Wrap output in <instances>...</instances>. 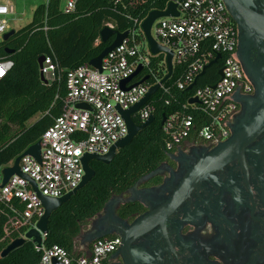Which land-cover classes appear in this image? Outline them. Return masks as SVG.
<instances>
[{
	"label": "built area",
	"instance_id": "2783aa9c",
	"mask_svg": "<svg viewBox=\"0 0 264 264\" xmlns=\"http://www.w3.org/2000/svg\"><path fill=\"white\" fill-rule=\"evenodd\" d=\"M122 1L123 7H135L141 2L159 0ZM74 2L65 0L62 10H71ZM168 2L174 4L177 16L156 19L149 32L158 44L171 51L172 66L185 65L182 75L174 81L175 89L182 90L196 81L203 66L216 55L219 57L215 62L221 60V75L211 84L194 88L189 98L194 97L196 102L188 103L187 100L182 105L184 110L164 116L161 124L166 137L164 148L171 151L188 138L214 147L229 135L228 126L234 113L233 92L237 88L244 91L247 86L234 54L235 26L222 0H164L163 7L158 10H164ZM12 13V2L0 0V38L8 29L6 15ZM146 13L141 18H133L127 35L101 58L100 71L88 63L65 71L63 105L38 138L39 161L30 155H23L18 160L20 172L33 181L40 195L57 198L70 192L84 173L82 155L104 154L115 141L126 135L125 122L116 106L126 109L155 84L156 91L168 93V88L150 67V59L156 54L149 51L140 27ZM104 26L112 28L110 23ZM138 65L139 72L125 86L143 77L146 79L129 89H122L120 80L128 78ZM11 66L9 59H0V79ZM38 71L49 82L59 68L49 54H44ZM80 102L90 109L77 108L76 103ZM152 110L153 106L147 102L131 118L136 117L141 123ZM12 160L4 166L11 165ZM42 213L43 207L32 186L17 175H10L0 186V251L13 239L23 238L27 230L35 228ZM118 244V235L103 236L93 240L74 258L56 244L40 246L41 253L33 264H51L53 258L62 264H103Z\"/></svg>",
	"mask_w": 264,
	"mask_h": 264
},
{
	"label": "trees",
	"instance_id": "16d2710c",
	"mask_svg": "<svg viewBox=\"0 0 264 264\" xmlns=\"http://www.w3.org/2000/svg\"><path fill=\"white\" fill-rule=\"evenodd\" d=\"M163 5L164 0L141 2L135 7H123L122 0H75L73 8L64 11L59 0H46L34 7L26 24L14 29L6 40H0V59L12 62L0 79V166L37 141L53 117L59 114L66 94L65 71L88 63L111 41L112 37L106 42L99 39V31L106 23H110L115 32H123L130 28L133 18H141L149 9H160ZM44 54H49L59 68L49 82L39 78L37 58ZM162 60L161 53L150 59V67L168 88V93L158 89L148 100L153 106L152 121L138 130L128 144L118 148L109 162H88L92 176L50 213L41 246L56 244L73 258L84 252L76 248L83 226L100 212L111 196L122 194L165 158L169 151L164 148L162 117L184 110L182 105L195 87L215 82L221 61L206 67L196 78L193 88L177 90L174 81L182 75L185 65H173L170 75L164 79L166 67ZM35 114L37 117L26 124ZM132 120L140 124L136 117ZM143 210L137 202H126L118 206L117 213L128 216ZM1 224L2 218L0 235ZM40 253V247L27 239L0 257V264H33Z\"/></svg>",
	"mask_w": 264,
	"mask_h": 264
},
{
	"label": "flooded vegetation",
	"instance_id": "af4514ba",
	"mask_svg": "<svg viewBox=\"0 0 264 264\" xmlns=\"http://www.w3.org/2000/svg\"><path fill=\"white\" fill-rule=\"evenodd\" d=\"M253 5L255 11L264 12V0H253ZM234 26V54L247 86L244 91L237 88L231 96L234 113L228 137L244 116H253L260 107L255 82L238 46L235 23ZM246 59L256 68H264V53L256 48L250 50ZM260 72L264 77V70ZM212 148L191 138L181 141L166 153L151 176L140 179L134 189L132 185L125 190L127 197L119 194L89 221L90 228L79 234L80 241L88 246L93 235L110 236L126 229L137 214L120 216V204L161 203L189 174L195 184L164 221V236L156 225L132 233L122 246L119 235L118 246L103 264H264V130L244 151L243 165L237 158L215 168L203 165L210 162L207 157ZM152 186L158 187L149 192L137 191Z\"/></svg>",
	"mask_w": 264,
	"mask_h": 264
},
{
	"label": "water",
	"instance_id": "95a60500",
	"mask_svg": "<svg viewBox=\"0 0 264 264\" xmlns=\"http://www.w3.org/2000/svg\"><path fill=\"white\" fill-rule=\"evenodd\" d=\"M225 10L227 14L230 16L231 20L235 23L238 29V46L241 48L243 52V59L246 62V69L249 73L250 77L254 80L257 92L258 102L260 107L258 111L251 117L244 116L241 119V122L237 127L233 129L231 135L226 138L224 141L215 145L210 154L207 157V160L210 162H206L203 165H209V167L215 168L219 167L221 164L227 162L232 158H237L239 162L243 165V153L248 150V145L251 141L264 130V77L260 74L261 70L264 68H256L255 65H251L247 62V57L251 49L256 48L258 51L264 53V12H257L254 9L253 0H222ZM167 16H177V11L175 10L174 4L168 2L164 10L151 9L149 10L145 17L142 19L140 23V27L143 31L145 41L149 51L152 54H164V62L166 67V73L164 79L170 75L171 72V51L167 49L165 46L158 44L150 35V26L156 19L160 17ZM14 31V29H9L1 35L0 40H6L8 36ZM127 35V30L123 32H115L112 28H108L106 26L102 27L99 31V39L101 42H106L110 37H112L111 41L102 48L99 53L91 58L88 61V64L98 71H100V61L101 58L111 49L119 45L121 40ZM11 51V50H9ZM219 55H216L214 59L209 61L206 65L203 66L198 76L201 75L206 67L211 65L216 61ZM43 60V55L37 58L38 68L41 66V62ZM140 70V66L138 65L134 72L126 79L120 80V87L122 89H129L130 87L136 85L137 83L142 82L146 79L143 77L142 79L131 83L129 86H125L127 82H129L132 78H134ZM217 74L221 75V69L217 70ZM39 78L43 82L42 75L39 73ZM195 81L193 80L191 84L187 85L186 89H190L194 86ZM157 84L150 86L146 93L143 95L141 99H139L134 104L130 105L126 109H121L116 106L117 111L121 115L123 121L126 125V135L117 141H115L108 149V151L104 154H94V153H85L81 157V164L83 168V175L78 183V185L72 189L70 192L63 194L60 197L52 198L48 196H42L36 190L33 181L28 178L25 174L21 173L18 168V160L23 155H30L39 161V141H35L33 144L27 146L20 154H18L13 160L12 164L9 166H4L0 169L1 181L0 186L3 185L10 175H17L23 179H25L32 188L36 191L37 196L40 199L41 205L43 207V213L35 224V228H31L27 230L24 234L23 238H15L11 242H9L1 251L0 257H4L11 250L18 247L23 243L24 240H31L36 247L41 246V242L43 236L46 232V223L48 216L50 213L65 202L78 188L83 186L92 176L93 170L89 167L88 162L90 160H96L102 163L109 162L114 156L116 150L128 144L134 134L150 123L153 119L152 115H149L143 122L140 124H136L133 122L131 116L136 112L140 107L145 105L150 96L156 91ZM196 102L194 97L188 99V103ZM77 108L89 110V106L85 103H76ZM164 117H162L160 121V125L163 123ZM154 170L141 176L137 179L132 188L134 189L135 185L140 181V179H145L153 174ZM189 174L182 179L177 186L169 193L166 199L161 203H153L151 205H146L142 201H138L140 205L143 206L144 211L140 214H137L133 217L131 222L127 225L126 229H119L118 233L115 235H120L122 239V246L126 245L128 242V236L132 233H141L147 231L149 229H153L157 225V231L164 236V221L166 218L175 211L176 207L179 203L188 195V192L195 184V179ZM159 186V185H158ZM158 186L146 187L137 191L149 192L151 189H154ZM127 190V189H126ZM116 196H111L103 205L100 212H98L95 216L99 215L103 209L109 205L111 201H115ZM128 201H136L135 199H130ZM95 216L91 217L89 221H92ZM89 229V228H88ZM82 230L80 231V233ZM79 233V234H80ZM79 236V235H78ZM107 236L106 234H97L93 235L87 243H91L93 240ZM119 236V237H120ZM81 242V241H80ZM86 246V244H84ZM51 264H62L59 261H56L54 258L51 259Z\"/></svg>",
	"mask_w": 264,
	"mask_h": 264
},
{
	"label": "rangeland",
	"instance_id": "374dc122",
	"mask_svg": "<svg viewBox=\"0 0 264 264\" xmlns=\"http://www.w3.org/2000/svg\"><path fill=\"white\" fill-rule=\"evenodd\" d=\"M10 1L13 4V13L6 15V20H7L8 29L10 28L15 29L26 24L31 18V13L34 7L39 3L45 2L46 0H10ZM64 2L65 0H59L60 7L63 6ZM37 115L38 114H35L31 118H29L26 121V124L32 122L37 117ZM122 195L123 197H127L128 194L126 191H124ZM114 196L117 197L119 196V194ZM88 226L90 227L89 221L85 226H83L81 230L85 231L86 229H88ZM76 248L80 250L86 248L84 243L80 242L79 236H77Z\"/></svg>",
	"mask_w": 264,
	"mask_h": 264
},
{
	"label": "crops",
	"instance_id": "0c3cea01",
	"mask_svg": "<svg viewBox=\"0 0 264 264\" xmlns=\"http://www.w3.org/2000/svg\"><path fill=\"white\" fill-rule=\"evenodd\" d=\"M18 28H19V27H18ZM10 29H13V28H10ZM15 29H16V28H15ZM8 30H9V29H8ZM6 31H7V30H6ZM6 31H5V32H6ZM0 39H1V38H0ZM2 167H4V165H3V166H1V168H2ZM88 228H90V227L88 226Z\"/></svg>",
	"mask_w": 264,
	"mask_h": 264
}]
</instances>
